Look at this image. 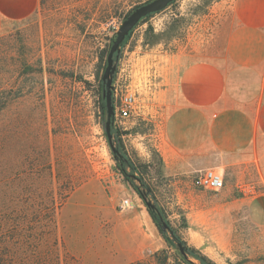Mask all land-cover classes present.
I'll return each mask as SVG.
<instances>
[{
    "label": "rangeland",
    "instance_id": "rangeland-1",
    "mask_svg": "<svg viewBox=\"0 0 264 264\" xmlns=\"http://www.w3.org/2000/svg\"><path fill=\"white\" fill-rule=\"evenodd\" d=\"M149 1L41 0L32 17L0 35V86L13 90L0 114V264L28 260L9 258L3 246L21 256L34 244L37 259L28 264H182L171 234L169 245L117 169L100 103L116 32ZM230 2L177 0L138 23L116 56L111 96L113 114L125 94L135 110L120 127L112 121V145L117 150L121 141L135 168L126 169L132 184L188 248L214 264H264V226L248 216L264 178L248 170L237 182L214 170L223 188L199 189L193 180L201 171L167 170L151 141L164 102L176 98L170 88L182 56L212 47L219 36L220 44ZM122 200L132 208L121 212Z\"/></svg>",
    "mask_w": 264,
    "mask_h": 264
},
{
    "label": "crops",
    "instance_id": "crops-1",
    "mask_svg": "<svg viewBox=\"0 0 264 264\" xmlns=\"http://www.w3.org/2000/svg\"><path fill=\"white\" fill-rule=\"evenodd\" d=\"M40 2L0 0V35L32 17ZM229 8L220 44L219 36L212 47L182 56L170 88L176 98L164 102L162 126L151 141L171 172L194 166L228 171L239 182L251 170L263 180L264 0H231ZM248 216L264 226V193L249 202Z\"/></svg>",
    "mask_w": 264,
    "mask_h": 264
},
{
    "label": "trees",
    "instance_id": "trees-1",
    "mask_svg": "<svg viewBox=\"0 0 264 264\" xmlns=\"http://www.w3.org/2000/svg\"><path fill=\"white\" fill-rule=\"evenodd\" d=\"M177 1V0H176ZM175 1V2H176ZM173 2V3H175ZM173 3L169 4L167 7H169L170 5H172ZM160 13V12H159ZM158 14V13H155ZM149 15L147 16L145 19L150 18L151 16L155 15ZM143 19V20H145ZM134 30V29H133ZM133 30L129 33V35L126 37L125 41L123 42L122 46L123 47L127 40L129 39L131 33L133 32ZM103 84H101V89L103 91ZM12 88H7V84H5V86H0V114H3L9 107L10 104V97H12L11 95L12 93ZM16 97L18 96H14L13 99H16ZM112 100V104H113V97H111ZM100 103H101V109L105 110V101L102 99V95L100 97ZM104 132H105V126H104ZM111 136L112 138L114 137V131L113 128H111L110 130ZM117 153L114 155L113 154V158L116 161V165H117V169L119 170V172L124 176V179L130 184L131 188L134 189V191L139 195V197L144 200V196L143 194L140 192V190L135 187L132 184V181L129 177V175H127L126 173V169L131 170V172L133 173L135 170V168L133 167V164L131 163V161L126 157L124 150H123V146L121 145V141H118V146H117ZM147 213L149 214L152 222L154 223V225L156 226V228L158 229L159 234L164 238V240L169 244L172 245L173 242L167 237V233L169 232L171 234V237L173 239V241H175L177 244H180L182 246L183 249V253L181 254L180 252L178 253V256L176 258L177 261H180L182 264H194L191 260H194L197 262V264H214L213 262H211L208 258H206L205 256H203L200 252H198L197 250L193 249V248H188L186 246V244L179 238L177 237V235L174 232H170L169 229L164 230L162 227V218L160 217V215L156 212V210L153 208L151 210L147 209ZM50 224H51V235L55 233L54 231V223L53 220L50 219L49 220ZM168 231V232H167ZM26 240L27 238L24 237ZM19 241V240H18ZM28 241V240H27ZM56 241V240H55ZM33 243V242H31ZM38 244H34V246L31 247H27V249L25 250V253H23L21 256L20 254L17 252V250H15L14 252H10L7 246H3V251L7 252L9 254V258H11V256L13 257L14 253H17L20 257L23 256H28V260L29 259H37V257L35 256V254H38L39 251H37ZM6 253H4V257H5ZM24 261V260H23ZM26 261V263L23 264H28ZM2 264H20L17 263L16 261H12V262H4Z\"/></svg>",
    "mask_w": 264,
    "mask_h": 264
},
{
    "label": "water",
    "instance_id": "water-1",
    "mask_svg": "<svg viewBox=\"0 0 264 264\" xmlns=\"http://www.w3.org/2000/svg\"><path fill=\"white\" fill-rule=\"evenodd\" d=\"M176 0H151L147 3L139 5L135 7L126 19L122 22L121 26L119 27L118 31L116 32V37L112 42L110 47L109 53L107 55L106 60V67L102 76V84H103V91H102V99L105 101V109H106V122H105V135L112 151V154H116L117 151L114 149L112 145V136L110 133L112 121H113V107H112V80L113 75L116 70L115 60L116 56L120 52V47L122 46L123 42L125 41L126 37L129 33L147 16L159 13L167 8V6ZM147 209L151 210L154 207L143 200ZM162 227L164 230L168 229V226L165 223H162ZM177 248L181 254L183 253L182 246L177 244Z\"/></svg>",
    "mask_w": 264,
    "mask_h": 264
},
{
    "label": "built area",
    "instance_id": "built-area-1",
    "mask_svg": "<svg viewBox=\"0 0 264 264\" xmlns=\"http://www.w3.org/2000/svg\"><path fill=\"white\" fill-rule=\"evenodd\" d=\"M135 110V101L130 94L122 95L119 98L118 105L115 107L113 114V123L117 126H122L123 122L131 117ZM196 188L203 189L209 192H219L223 188L222 177L213 169H206L199 172L193 180ZM132 203L129 200H122L118 205L121 212L132 208Z\"/></svg>",
    "mask_w": 264,
    "mask_h": 264
}]
</instances>
